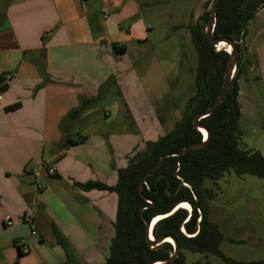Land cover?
<instances>
[{
    "label": "crops",
    "instance_id": "0c3cea01",
    "mask_svg": "<svg viewBox=\"0 0 264 264\" xmlns=\"http://www.w3.org/2000/svg\"><path fill=\"white\" fill-rule=\"evenodd\" d=\"M151 1L0 0V78L10 76L0 83L6 85L0 102V264H68L54 228L79 264H105L109 258L117 195L86 192L77 185L115 186L119 169L144 152L146 143L169 133V114H176L175 124L183 114L174 110L177 105L161 101L168 95L162 90L171 70L159 58L156 64L153 28L138 19L143 4ZM197 2L191 19L176 27L186 32L189 45L188 26L204 13ZM249 32L238 80L240 124L261 126L251 139L240 129L241 143L264 156V120L251 118L244 104L260 114L253 90L264 93V26L247 27L245 37ZM186 57L184 51L182 59ZM151 71L157 84L149 100L137 84ZM101 92L77 121H65L81 101ZM16 104L18 109L6 110ZM77 137L85 142L64 147L68 138ZM44 165L53 166L55 175L42 170L36 178L34 170ZM27 215L33 216L34 230L24 222ZM259 242L263 245V239ZM19 244L27 254L20 255ZM258 261L264 257L248 262Z\"/></svg>",
    "mask_w": 264,
    "mask_h": 264
},
{
    "label": "trees",
    "instance_id": "16d2710c",
    "mask_svg": "<svg viewBox=\"0 0 264 264\" xmlns=\"http://www.w3.org/2000/svg\"><path fill=\"white\" fill-rule=\"evenodd\" d=\"M210 5L211 3L204 8V13L195 24L188 26L198 58L196 90L186 103L181 120L158 141L146 143L144 152L137 153L125 168L119 169L115 186L94 181L77 185L86 192L98 190L117 195L118 211L114 224L116 235L105 264H151L157 260L168 259L174 254V247L170 243H164L155 249L148 246L146 224L140 214L142 207L150 206L146 199L153 202L143 214L149 222L158 216H165L153 227L154 239L172 236L179 245L175 264H187L185 251L206 257L214 256L226 264H264V261H236L220 250L226 238L219 227L209 220V202L215 199V193L206 186L207 182L217 184L231 172L239 177L249 175L264 179V156L258 151L243 150L240 146L243 134L239 128L242 114L238 101V80L242 73L244 51L240 42L247 34L248 24L264 9V0L219 1L213 36L229 38L238 43L240 55L226 97L210 116L201 120V124L210 132L209 141L205 147L190 151L181 158H166L155 173L147 176L153 172L164 155L178 153L191 144L204 142L202 132L194 128L193 121L196 116L206 112L220 96L230 59L226 50H216L207 40ZM4 80L1 77L0 83ZM5 90L6 85H1L0 92ZM101 97L102 92L96 99L81 101L80 106L65 121H77ZM19 107L20 104H16L6 110L14 111ZM83 142L85 138L82 137L74 140L68 138L64 147ZM141 184L144 197L139 192ZM183 203L189 204L192 211L178 207ZM54 234L57 244L67 255V263L79 264L71 257L69 243L57 228H54ZM20 255H23L22 252ZM194 264L210 263L197 261Z\"/></svg>",
    "mask_w": 264,
    "mask_h": 264
},
{
    "label": "rangeland",
    "instance_id": "374dc122",
    "mask_svg": "<svg viewBox=\"0 0 264 264\" xmlns=\"http://www.w3.org/2000/svg\"><path fill=\"white\" fill-rule=\"evenodd\" d=\"M196 1H198L197 3H202L204 8L211 3L208 7V10H211L212 0H154L150 2V5L144 3L142 6L143 10L141 9V13L138 14V19H144L153 28L154 32L150 34V38L153 44H157L154 50L156 64L161 59L162 62L167 63L168 68L171 70V76L162 90V95L167 93L168 95L164 96L165 98L163 97L161 101L177 105L174 110L178 109L182 113L188 100L195 94V74L198 58L192 42L190 45L187 42L186 32L180 29L176 30V27L182 21L191 19V10L194 8ZM255 26H264V10L259 14L257 20H253L248 24L249 31H252ZM250 34L249 32V36L240 42L244 50L245 43L250 41ZM217 47L216 50H226L219 47L217 49ZM184 51L188 57L182 59ZM178 58L181 60H178ZM174 64L175 66H173ZM152 73L153 71L146 76L148 78L141 84H137V89L140 92L145 91V95L149 100L153 99L155 93L153 85L154 83L157 84V79L151 76ZM157 87L155 86L154 88ZM159 88H162V86ZM259 90L258 87L253 90V95L258 94L255 98L261 106L260 114L253 113L254 111H251V107L246 104V101H244V104L246 110L249 108V116L251 118L257 116L262 123V120H264V93ZM130 106L135 107L136 104L130 103ZM146 106L147 103L144 102V109L147 108ZM170 115L165 125L167 132L172 131L175 127L174 116L176 114L173 112L172 116ZM143 117L142 114L141 118ZM148 120H151V117L147 118ZM250 122L239 124L240 129L247 131L248 139L253 137V130L261 126ZM240 146L245 150L242 143ZM206 186L215 193V199L209 202V220L216 224L226 237L220 250L228 258L236 261L248 262L259 258L262 259L264 257V179L249 175L239 177L231 172L227 173L217 184L207 182ZM260 239H263V245L259 244ZM230 240L238 243H232ZM184 253L187 264H194L197 261H207L210 264H226L214 256L206 257L188 251ZM73 259L78 261L77 258Z\"/></svg>",
    "mask_w": 264,
    "mask_h": 264
},
{
    "label": "water",
    "instance_id": "95a60500",
    "mask_svg": "<svg viewBox=\"0 0 264 264\" xmlns=\"http://www.w3.org/2000/svg\"><path fill=\"white\" fill-rule=\"evenodd\" d=\"M220 0H212V6H211V10H210V19L209 22L207 24L206 27V37L207 40L209 41V43L215 47H217L220 44H226L227 46L230 47V52H227L230 55V59L228 62V66L226 68L225 71V75H224V79H223V84H222V88H221V93L220 96L218 97L217 101L204 113L199 114L198 116H196L194 118L193 121V126L194 128L198 129L200 132L205 131L207 133V135L205 136L203 133V136H205L204 142L203 143H195V144H191L189 146H187L186 148H184L182 151L178 152V153H171V154H166L164 155L159 163L157 164L156 168L153 170V172H151L149 175H152L153 173H155L160 166L162 165V163L164 162V160L166 158L169 157H178L181 158V156H183L184 154L190 152V151H194V150H198L201 149L203 147H205L209 141L210 138V132L207 128H205L202 124H201V120L210 116L217 107L220 106V104L222 103V101L224 100V98L226 97V94L229 90V87L231 85V81L234 77L235 71H236V65H237V61L239 59V49H238V43L232 41L229 38H215L213 36V32H214V28H215V23H216V18H217V10H218V4H219ZM146 176V177H147ZM143 180V183L145 182V179ZM142 185L141 184L139 186V192L140 194L143 196L142 194ZM144 197V196H143ZM146 201L150 204V206H144L141 208L140 214L146 224V241L148 246L151 249H155L160 247L162 244L167 243L166 240L167 239H171L173 241L174 244V254L168 258V259H164V260H157L154 261L151 264H165L167 262H171L172 264H175V259L178 257L179 255V245L177 243V241L175 240V238H173L172 236H163L161 237L159 240H155L153 235H152V231H153V221L149 222L145 217H144V211L146 209H148L149 207H151L153 205V202L146 199ZM192 211V210H191ZM152 236V238H151Z\"/></svg>",
    "mask_w": 264,
    "mask_h": 264
},
{
    "label": "built area",
    "instance_id": "2783aa9c",
    "mask_svg": "<svg viewBox=\"0 0 264 264\" xmlns=\"http://www.w3.org/2000/svg\"><path fill=\"white\" fill-rule=\"evenodd\" d=\"M217 49H218V47H217ZM9 77H10L9 75L8 76H5V78H7V79ZM1 100H2V93L0 92V102H1ZM204 139H205V136H204ZM42 170L46 171L50 176L55 175V169H54L53 166L44 165L40 169L34 170V175H35L36 178L39 177L40 172ZM39 187L40 188H43V186L41 184H39ZM9 221H10L9 224L11 225L12 224V221L10 219H9ZM24 222H26L27 224H29L31 226L32 230H34V219H33V216L32 215H27L24 218ZM19 248H22L21 252L23 254H27L28 253V249H27V247L24 244H19Z\"/></svg>",
    "mask_w": 264,
    "mask_h": 264
},
{
    "label": "bare ground",
    "instance_id": "6f19581e",
    "mask_svg": "<svg viewBox=\"0 0 264 264\" xmlns=\"http://www.w3.org/2000/svg\"><path fill=\"white\" fill-rule=\"evenodd\" d=\"M218 47L219 48H225L226 50H227V52H230V47L229 46H227L226 44H220V45H218ZM202 133L206 136L207 135V133L205 132V131H203L202 130ZM179 208H183V209H185V210H187V211H189V212H191V210H192V208H191V206L189 205V204H186V203H183V204H180L179 206H178ZM163 218H165V216H158V217H156L154 220H153V226H155L156 225V223H158L160 220H162ZM151 238H152V236H151ZM166 242L167 243H170V244H174L173 243V241L171 240V239H167L166 240Z\"/></svg>",
    "mask_w": 264,
    "mask_h": 264
}]
</instances>
